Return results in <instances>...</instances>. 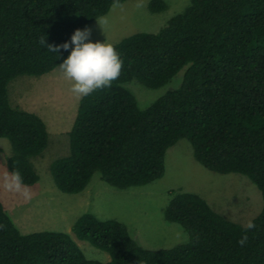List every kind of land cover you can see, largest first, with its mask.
Instances as JSON below:
<instances>
[{
    "label": "trees",
    "instance_id": "obj_1",
    "mask_svg": "<svg viewBox=\"0 0 264 264\" xmlns=\"http://www.w3.org/2000/svg\"><path fill=\"white\" fill-rule=\"evenodd\" d=\"M127 0H0V139L11 153L10 174L38 182L33 159L47 147L45 123L12 107L7 85L19 76L40 77L69 54L51 53ZM150 0L151 14L165 11ZM123 67L110 87L80 97L67 133L68 154L49 172L64 194L82 193L95 173L110 187L146 186L165 173V153L186 140L204 169L237 174L260 192L262 206L249 222L230 221L197 194L178 189L164 210L187 240L166 249L141 247L127 227L85 212L71 231L109 256L86 258L67 233L22 234L0 201V264H264V0H190L157 32H137L115 43ZM183 71L177 88L140 109L127 88L132 80L159 89ZM247 235L244 246L238 241Z\"/></svg>",
    "mask_w": 264,
    "mask_h": 264
},
{
    "label": "rangeland",
    "instance_id": "obj_2",
    "mask_svg": "<svg viewBox=\"0 0 264 264\" xmlns=\"http://www.w3.org/2000/svg\"><path fill=\"white\" fill-rule=\"evenodd\" d=\"M150 0H127L114 5L107 15L88 25L92 42L114 45L137 32H157L173 15L181 12L190 0H163L167 8L157 14L147 10ZM183 71L159 89H147L132 80L127 88L135 96L138 107L147 108L154 100L178 87ZM71 81L55 68L40 77L19 76L7 85L12 107L37 115L46 125L48 142L40 157L32 160L39 180L26 187L29 197L9 190L11 181L5 159L11 149L0 139V201L6 214L20 233L56 231L67 233L77 243L86 258L107 262L109 256L87 242L79 241L71 231L74 220L82 213L93 214L99 220L123 223L130 236L143 248L166 249L184 243L187 235L175 223L164 219V210L173 191L194 193L205 199L224 218L246 225L262 206L260 192L245 177L220 175L201 167L193 158L190 144L179 140L165 153L164 176L146 186L119 190L101 181L98 173L79 194L61 193L53 184L49 165L68 154L67 133L74 119L80 97L71 92Z\"/></svg>",
    "mask_w": 264,
    "mask_h": 264
},
{
    "label": "clouds",
    "instance_id": "obj_3",
    "mask_svg": "<svg viewBox=\"0 0 264 264\" xmlns=\"http://www.w3.org/2000/svg\"><path fill=\"white\" fill-rule=\"evenodd\" d=\"M90 37V30L84 28L75 30L70 40L60 45H47L45 40L42 41L51 53H69L58 65V70L71 81L70 90L78 97H87L98 89L110 87L120 76L123 67V61L112 44L92 42ZM5 187L17 192L23 188L25 190L21 195L25 198L30 195L19 172L11 174V181L6 182ZM253 228L255 224L249 222L247 229ZM247 239V235H244L238 244L244 246Z\"/></svg>",
    "mask_w": 264,
    "mask_h": 264
}]
</instances>
